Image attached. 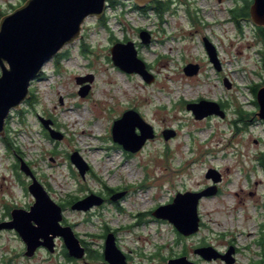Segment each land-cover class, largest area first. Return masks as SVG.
<instances>
[{"label": "rangeland", "instance_id": "1", "mask_svg": "<svg viewBox=\"0 0 264 264\" xmlns=\"http://www.w3.org/2000/svg\"><path fill=\"white\" fill-rule=\"evenodd\" d=\"M25 2L0 0V22ZM252 2L172 0L159 16L154 9L143 12L133 0H117L101 19L86 18L81 37L46 62L42 77L30 84V98L7 119L5 137L13 146L0 136V222L11 219L13 208L29 209L35 201L28 190L31 177L20 169L21 156L51 198L66 204L61 224L73 228L88 253L104 251L106 234L112 232L131 264H165L157 254L165 257L184 246L191 251L200 242L217 250L233 245L234 264H264V119L252 91L264 87V26L251 17ZM141 30L151 33L149 44L141 42ZM205 38L215 47L219 70ZM129 40L155 76L152 82L114 64L111 47ZM189 63L199 65L197 74L185 73ZM85 75L92 81L78 83L76 78ZM84 85L90 88L82 96ZM201 99L224 105L225 116L196 119L186 105ZM129 109L155 133L135 153L112 136L115 121ZM40 116L50 119L61 136L53 138ZM166 130L175 135L166 139ZM74 152L88 164L84 176L70 158ZM210 169L223 179L219 193L199 202L197 233L185 237L170 221L153 216L177 192L212 185L206 176ZM111 188L125 195L113 201ZM91 193L108 199L88 211L71 208L75 199ZM55 242L54 252L39 247L30 257L18 232L2 229L0 264L103 262L89 255L67 257L63 239ZM199 263L225 264L216 259Z\"/></svg>", "mask_w": 264, "mask_h": 264}, {"label": "water", "instance_id": "2", "mask_svg": "<svg viewBox=\"0 0 264 264\" xmlns=\"http://www.w3.org/2000/svg\"><path fill=\"white\" fill-rule=\"evenodd\" d=\"M139 9H143L155 0H133ZM109 5V0H26L1 19L0 22V136H6V122L12 110L20 109L21 105L30 98V84L40 77L47 61L54 58L66 45L81 37L83 24L89 16L101 19ZM254 22L264 26V0H254L250 7ZM143 44H149L152 35L147 30L139 34ZM205 46L214 66L221 68L214 45L205 38ZM112 60L120 69L133 73L137 72L150 83L155 76L148 70L146 63L138 56V50L133 41L116 42L111 47ZM199 65L189 63L184 67L187 75H195ZM92 76H78L77 82L83 84L92 81ZM227 85H230L227 83ZM89 85H84L79 91L85 96ZM259 105L258 115L264 119V87L256 94ZM196 119H203L216 114L225 116V111L216 101L201 99L186 105ZM44 127L53 138L61 135L56 132L50 119L40 116ZM155 135L153 126L146 122L140 113L129 109L115 121L112 136L126 151L135 153L142 149L148 139ZM166 139L174 136L173 130L163 132ZM20 169L31 177L28 185L29 192L34 196V203L29 209L14 208L11 219L0 222V230L15 229L26 244L27 256H33L39 247H46L50 252L56 250L55 239L61 237L69 252L75 258H83L85 248L71 226L61 224L63 219L62 207L56 203L45 189L44 185L34 175L27 162L19 156ZM80 174L85 175L88 164L78 152L70 156ZM206 176L212 178L213 184L199 191L178 192L173 200L158 206L153 216L170 221L176 230L190 236L200 230L201 217L199 202L202 198L218 192V183L222 175L215 169H210ZM125 195V191L114 192L110 198L117 201ZM103 197L91 193L76 201L72 208L88 211L103 203ZM206 259L218 258L221 254L211 246L198 249ZM233 249H229L224 257L232 264ZM105 264H127L126 256L117 246L115 234L109 232L105 243ZM170 264H194L186 257L172 259Z\"/></svg>", "mask_w": 264, "mask_h": 264}, {"label": "flooded vegetation", "instance_id": "3", "mask_svg": "<svg viewBox=\"0 0 264 264\" xmlns=\"http://www.w3.org/2000/svg\"><path fill=\"white\" fill-rule=\"evenodd\" d=\"M254 1V0H253ZM253 3V2H252ZM152 4L150 3V4H148L146 7H144L143 9H142V11L143 12H147L149 9H152V7H149V6H151ZM219 60V59H218ZM219 62H220V60H219ZM220 66H221V62H220ZM221 69V68H220ZM200 70V69H199ZM199 72V71H198ZM221 107H222V109L223 110H225V106L224 105H222L221 104ZM222 179H223V177H222ZM221 179V180H222ZM208 187V186H207ZM206 188V187H205ZM205 188H203V189H205ZM203 189H201V190H203ZM199 191V190H198ZM219 191H220V187H219V184H218V192L217 193H219ZM178 193V192H177ZM176 193V194H177ZM87 196V195H86ZM85 196V197H86ZM100 196H102L103 197V203L108 199L107 197H105V196H103V195H100ZM175 197V196H174ZM173 197V198H174ZM84 198V197H83ZM173 198H172V200H173ZM80 199H82V198H77V199H75L73 202H72V204H71V208H72V206H73V204L76 202V201H78V200H80ZM111 199V198H110ZM102 203V204H103ZM101 204V205H102ZM66 204H63L61 207H62V210H64V207L63 206H65ZM96 206H98V205H96ZM28 208H29V206H27ZM93 208V207H92ZM91 208V209H92ZM14 209V208H13ZM12 209V210H13ZM73 209V208H72ZM11 210V211H12ZM10 216H11V213H10ZM65 226H70V225H65ZM200 226H201V223H200ZM179 233V232H178ZM76 234V233H75ZM108 234V233H107ZM107 234H106V236H107ZM180 234V233H179ZM182 235V234H181ZM184 236V235H183ZM78 237V236H77ZM186 237V236H185ZM79 238V237H78ZM106 238V237H105ZM80 239V238H79ZM80 242H81V240H80ZM105 243H106V240H105ZM105 243H104V251L103 250H100V251H98L97 252V255H95L94 253L96 252V250L94 249V250H89V253H88V249L85 247V246H83L84 248H85V255H84V257L83 258H80V259H85L88 255H89V257H91V258H93V257H95V258H99V259H101L103 262H102V264H105L106 263V260H105ZM208 246H210V244H208V243H206V242H200L199 244H197V245H195V246H193L192 248H191V251L190 250H188V247H186V246H184L183 247V251H181V252H177V253H174V252H172V253H170L168 256H165V257H161L160 256V254H157L156 256L158 257V258H161L162 260H164L165 261V264H170L169 262H170V260H172V259H177V258H181V257H186L187 259H188V261L189 262H192V263H194V264H200L199 263V261H201V260H209V259H206L205 257H203L202 256V254L198 251V249H200V248H204V247H208ZM66 247V246H65ZM212 247V246H211ZM214 248V247H213ZM214 249H216V248H214ZM229 249H233V253H232V257L234 258V261H233V263L232 264H234L235 262H236V260H237V251H236V248L233 246V245H230L227 249H224V250H217L216 249V252L218 251L221 255L218 257V258H213V259H216V260H221L222 262H224L225 264H228V262H227V260H226V257H224L225 255H226V253L229 251ZM123 252V251H122ZM124 253V252H123ZM64 254L67 256V257H69L70 255H69V252H68V250H67V248L64 250ZM125 254V256H126V261H127V264H131L132 262H130V260H131V256L129 255V253H127V252H125L124 253ZM195 256V257H194ZM70 257H72V256H70ZM72 258H74V259H78V258H75V257H72Z\"/></svg>", "mask_w": 264, "mask_h": 264}, {"label": "trees", "instance_id": "4", "mask_svg": "<svg viewBox=\"0 0 264 264\" xmlns=\"http://www.w3.org/2000/svg\"><path fill=\"white\" fill-rule=\"evenodd\" d=\"M109 3H111V5L114 6L117 3V0H109ZM171 3H172V0H165V1L155 0L152 2V5L149 7H152V9H154L159 16H162V14L165 12V10H168L170 8ZM232 13H234L233 10H232ZM247 15H249V13H247L244 16H247ZM259 29L262 30V27L259 26ZM262 36L264 39V34H262ZM42 75L43 74H41V77H42ZM252 91H254V93L257 94L258 86L253 87ZM3 141L6 143L7 147L11 148L13 146L12 142L9 140L8 137H4ZM16 151L19 153L21 151L20 147H16ZM115 191H116V189H112V188L110 189V193H114Z\"/></svg>", "mask_w": 264, "mask_h": 264}, {"label": "bare ground", "instance_id": "5", "mask_svg": "<svg viewBox=\"0 0 264 264\" xmlns=\"http://www.w3.org/2000/svg\"><path fill=\"white\" fill-rule=\"evenodd\" d=\"M76 122V121H75ZM87 130L84 129V132H86Z\"/></svg>", "mask_w": 264, "mask_h": 264}]
</instances>
